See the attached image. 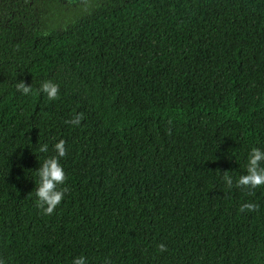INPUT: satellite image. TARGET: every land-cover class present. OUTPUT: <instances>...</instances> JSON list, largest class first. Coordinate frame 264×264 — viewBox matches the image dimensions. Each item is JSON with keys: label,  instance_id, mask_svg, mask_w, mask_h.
<instances>
[{"label": "trees", "instance_id": "obj_1", "mask_svg": "<svg viewBox=\"0 0 264 264\" xmlns=\"http://www.w3.org/2000/svg\"><path fill=\"white\" fill-rule=\"evenodd\" d=\"M60 139L45 214L36 170ZM253 146L264 0H0L5 264H264V184H236Z\"/></svg>", "mask_w": 264, "mask_h": 264}, {"label": "clouds", "instance_id": "obj_2", "mask_svg": "<svg viewBox=\"0 0 264 264\" xmlns=\"http://www.w3.org/2000/svg\"><path fill=\"white\" fill-rule=\"evenodd\" d=\"M58 85L51 80L43 81L40 84L39 91L46 93L49 99H54L58 93ZM18 91L24 94L29 93L31 85H25L23 81L16 84ZM76 123L79 122V116L75 119ZM55 155L46 157L41 167L37 169L38 182L36 187V196L38 198V206L42 208L45 214H51L55 206L60 203L64 193L67 191V186L61 187L66 179L63 166L59 162L60 158L65 155V141L60 139L53 145ZM41 152H47V144L40 146ZM264 160V150L259 147H251L247 156L246 172L240 175L236 181L237 185H244L254 188L258 185L264 184V166L259 161ZM224 180L227 184H232V177L225 176ZM256 206L252 203H244L241 205V210L247 208L254 209ZM158 247L163 250L165 245L160 244ZM0 264H5V260L0 258ZM71 264H87V259L84 255L73 257Z\"/></svg>", "mask_w": 264, "mask_h": 264}]
</instances>
